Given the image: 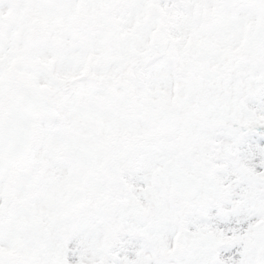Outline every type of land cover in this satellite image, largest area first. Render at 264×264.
Masks as SVG:
<instances>
[{
  "label": "snow or ice",
  "instance_id": "1",
  "mask_svg": "<svg viewBox=\"0 0 264 264\" xmlns=\"http://www.w3.org/2000/svg\"><path fill=\"white\" fill-rule=\"evenodd\" d=\"M0 264H264V0H0Z\"/></svg>",
  "mask_w": 264,
  "mask_h": 264
}]
</instances>
